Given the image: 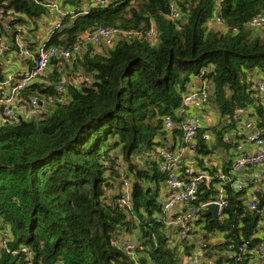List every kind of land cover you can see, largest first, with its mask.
<instances>
[{"label":"trees","instance_id":"1","mask_svg":"<svg viewBox=\"0 0 264 264\" xmlns=\"http://www.w3.org/2000/svg\"><path fill=\"white\" fill-rule=\"evenodd\" d=\"M44 1L0 0L4 55L20 54L22 45L35 51L36 32L52 11ZM176 4L182 15L173 20L167 0H108L86 14H68L45 41L48 48L70 50L98 27L144 31L153 26L156 33L151 39L122 38L109 47L88 43L68 59L53 57L47 73L21 90L20 104L35 95L41 105L34 118L0 122V264H182L192 257L196 245L180 239L169 221L174 216L163 212L160 192L167 179L159 162L146 159L141 165L136 158L167 146L166 133L182 134L165 128L163 119L178 121L181 98L198 89L203 68L206 105L226 122L202 125L193 151L199 162L194 170L207 178L198 182L190 204L215 199L219 184L225 202L220 221H196L207 237L219 236L204 247L202 263L264 264L256 250L264 245V166L251 210L249 174L255 171H240L243 186L234 190L241 178L231 171L233 157L219 168L206 164L203 157L213 147L202 137L212 133L215 148L235 147L225 134L242 126L232 119L243 109L264 138V98L255 85L264 78V31L255 34L247 25L264 11V0ZM63 5L80 8L82 2L64 0ZM215 11L222 25L210 23ZM5 77L0 68V81ZM56 84L63 85V95L54 90ZM180 161L182 178L190 168ZM122 179L130 183L127 210L117 205ZM123 241H134V254L125 251Z\"/></svg>","mask_w":264,"mask_h":264},{"label":"built area","instance_id":"2","mask_svg":"<svg viewBox=\"0 0 264 264\" xmlns=\"http://www.w3.org/2000/svg\"><path fill=\"white\" fill-rule=\"evenodd\" d=\"M169 9L168 17L173 20H177L181 17V11L177 7L176 0H167ZM45 7H48L52 11H55V21L48 27L44 32V38H40L38 45L36 46L33 53L25 46L22 45L20 55L27 57L31 62L28 68L18 71H11L6 74L4 80L0 81V118L1 122H10L17 119H31V115L37 113V106L41 105L37 96L30 97L28 103L20 104L19 95L21 90L25 89L29 84L37 80L39 77L44 76L47 73L50 62L53 57H63L70 58L72 51H78L84 45L88 43L92 45H99L103 47H109L113 45L119 39H132V38H153L156 33L154 32L153 26L147 28L144 31L139 30H121L114 26L98 27L87 34V36L79 39L70 50H63L56 47L48 48L46 47L45 41L51 38L57 29H60L62 22L66 19V16L70 14L74 17L77 14H86L91 7H105L108 0H88L89 8L87 10L82 9V7L77 8H65L60 6V0H45ZM219 3L216 1L215 5ZM2 11L0 10V17ZM219 23L222 25V20L218 16L217 11L211 17L210 23ZM248 27L251 30L260 31L264 29V11H261L254 15L248 22ZM5 50L4 47L0 46V68L4 65L6 56L3 54ZM35 54V55H34ZM205 74V69L200 70V74L197 77L199 81V86L197 90H193L186 94H183L180 106L176 109V115L178 121H173L170 116H165L163 119V124L165 128L172 129L177 128L180 130L185 142L186 148L192 153L196 149L197 134L202 124L198 122L194 116L190 114L192 107L197 105H206L208 103V90L206 87L205 80L201 78ZM256 88L258 90V97L264 98V78H259L255 81ZM60 95H63L66 90L62 84H56L54 86ZM246 111L243 109H238L236 116L233 117V122H239L242 124L245 131H247L245 138L241 143L235 145L237 155L234 158L231 171L237 173L243 170H254L255 174H249L250 183L252 186L248 192L250 199L247 203L251 210L256 208L257 202L254 201L255 194L260 191V183L263 178L261 173H263L264 166V138L259 134L256 125L251 120L245 117ZM203 139L208 141L210 139L209 133H204L202 135ZM225 141H229V137L225 136ZM247 145L248 149L244 150V146ZM151 160H157L159 162V169L162 174L166 175V199L163 206V212L168 213L170 216H174V219L169 220L171 225L175 227L180 236V239L187 238L191 243L195 244V253L192 257L188 258L187 264H203L202 256L203 250L206 244H209L216 236L210 234L207 237V233L200 226L196 225V221L202 217V211L204 208L211 203L218 205L217 220L223 219V214H221V208L225 205L224 197L222 196L223 189L221 185L216 189V198L208 201L201 202L198 205H191L190 203L196 199V188L198 182L207 178L204 172H197L193 168L187 169L186 177H180V172L178 168L179 159L178 156L166 145L157 148L153 151V158ZM223 177V176H221ZM123 183L120 190V199L117 201V205L120 209L127 210L131 206L130 198V183L128 180L122 179ZM243 186L242 181L234 182L232 187L234 190L241 189ZM262 219L264 221V206L260 211ZM122 247L129 254H134L136 244L134 241H123ZM239 250L245 251V246L240 247ZM257 254L260 260V256H264V245L257 246ZM229 251V256L232 252Z\"/></svg>","mask_w":264,"mask_h":264},{"label":"crops","instance_id":"3","mask_svg":"<svg viewBox=\"0 0 264 264\" xmlns=\"http://www.w3.org/2000/svg\"><path fill=\"white\" fill-rule=\"evenodd\" d=\"M82 2V9L87 10L89 8L88 5V0H81ZM64 0H60V6L64 7ZM49 16L45 17L42 19L41 24L39 25V29L36 32V36L39 38H44V32L45 30L50 27L51 24H53V22L55 21L56 17H55V11H50L49 12ZM42 30V31H41ZM255 34L259 33L260 31H255ZM30 38V37H29ZM12 65V66H11ZM30 65H32V63L30 62V60L20 54L17 53H9L6 56V60L4 61V65L1 68V72L4 74H7L11 71H22L26 68H28ZM196 85V83H194V86ZM46 109H50V107H46ZM190 114L192 116L195 117V119L200 122L202 125L205 126V128H210L212 126L215 127H222V125L226 122V117H223L218 110L214 109L212 106L210 105H197L195 104L194 107H192V110L190 111ZM0 122H1V118H0ZM240 125H242L240 123ZM241 135H245V129L242 126H238L237 131L232 130L231 132H227L225 134V136H228L229 138L233 139V141H235V145H237L238 143H241L243 141L242 138H240L239 136ZM164 142H166L165 144H167V146L178 156V159L181 160L180 161V165L187 167V168H193V169H199L198 167V160L195 156L194 153H192L189 149L186 148L185 142L183 140V136L182 134L178 135L175 134L173 132H168L166 133V135L164 136ZM208 145H210L211 147H213L212 152H210L208 155L203 157V160L211 165H213L214 167H221L222 162L228 161L230 157H233V159L236 157L235 155H237L236 152V147L230 148V149H225L223 148V146L218 145V147H214L215 145V141H214V136L212 135V133L210 134V139L208 140ZM248 146L245 145L244 146V150H247ZM153 158V151L151 153H145V155H140L139 157H137V162L139 164H145L146 159H150ZM251 172V171H250ZM244 173L243 172H239L238 177L242 179ZM166 186L164 184V186H162L161 188V197H162V201H164L166 199ZM204 219L205 217H211L213 218V214L208 213L206 216H202ZM216 238L219 239V236L216 235ZM187 259H184L182 264H187Z\"/></svg>","mask_w":264,"mask_h":264},{"label":"water","instance_id":"4","mask_svg":"<svg viewBox=\"0 0 264 264\" xmlns=\"http://www.w3.org/2000/svg\"><path fill=\"white\" fill-rule=\"evenodd\" d=\"M218 210V205L217 204H214V203H211V204H208L204 210L202 211V215H207L208 213H211L213 214V218L212 220L213 221H217V214H215Z\"/></svg>","mask_w":264,"mask_h":264},{"label":"rangeland","instance_id":"5","mask_svg":"<svg viewBox=\"0 0 264 264\" xmlns=\"http://www.w3.org/2000/svg\"><path fill=\"white\" fill-rule=\"evenodd\" d=\"M42 31V30H41ZM93 31V30H92ZM262 31H264V29L262 30ZM262 31H260V32H262ZM96 46V45H95ZM97 46H99V45H97ZM12 66V65H11ZM74 70V69H73ZM73 72V75H74V78H76V79H79V75H80V72H78V70H74V71H72ZM37 110V109H36ZM36 114L34 113V114H32L31 115V118H34V116H35ZM184 261V260H183Z\"/></svg>","mask_w":264,"mask_h":264}]
</instances>
